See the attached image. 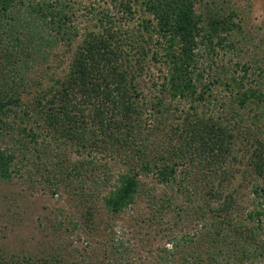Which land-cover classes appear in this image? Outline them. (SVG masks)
I'll return each mask as SVG.
<instances>
[{"label": "rangeland", "instance_id": "1", "mask_svg": "<svg viewBox=\"0 0 264 264\" xmlns=\"http://www.w3.org/2000/svg\"><path fill=\"white\" fill-rule=\"evenodd\" d=\"M195 2L196 12L201 15L208 33L213 35L214 43L211 46L201 44L204 36H198L196 41L199 45L193 53L196 58L198 56L200 68L206 70L204 79L219 77L223 81L207 99L210 104L220 102L221 106L215 108L212 104L197 115L199 119H206L212 109L217 119L229 123L228 120L235 115L232 99L236 94H231L232 87L225 85L226 80L242 76V65L246 64L250 69L245 80L264 83V0ZM140 3L134 6L132 14L122 11L119 3L111 4L109 0H71L68 6L75 10L76 25L81 31L99 23L103 13H109L104 23L117 30L122 38L120 46L130 50L129 56L123 57L127 84L136 86V91L141 92L144 99L148 117L143 126L150 132L142 133L152 134L148 143L150 157L158 161V155L162 154L168 159L180 160L177 155L194 150H190L185 133L179 136L167 123V118L172 115V120L181 125L190 102L171 100L162 93L166 68L161 64V56L157 57L159 60L150 58L158 46L146 44L147 52L143 56L132 51L134 43L130 45L125 41L128 35L139 36L144 31L142 21L149 15H145ZM215 19L219 22L216 28L212 25ZM56 49L61 55L66 53L63 45ZM57 63L58 60L50 59L33 69H25L23 76L19 74L21 78L18 75L22 83L18 86L24 100L22 108H28L22 125L27 130L36 128L41 109L22 92L25 87L26 90L28 87L35 90L34 85L28 84L36 79L47 85L54 84L52 79L63 75L61 70L65 66L59 69L47 67L50 64L55 67ZM55 70L59 71L55 74ZM6 88L10 87L6 85ZM156 106L162 111L157 112ZM253 114V111L248 112L247 119L242 121L246 122L245 126L232 128L239 132H234L235 146L231 147L229 166L222 162L221 154L212 153L217 155L213 159L214 169L201 167L190 172L187 178L189 181L192 178L194 183L189 187V182H185L189 188L186 194L157 183L152 172L141 171L133 154L123 151L120 146L115 150V146L109 149L103 143L95 144L93 141L70 143L55 132L46 138L47 130H43L44 136L39 137L41 142L57 153L56 160L59 157L66 162L63 168H59L50 155H39L38 161L33 157L34 151H28L29 159L24 158L21 148H24L25 141L29 146L32 144L29 143L30 137L5 134L2 147L7 146L15 153L14 168L17 171L0 182V263L18 264L29 258L34 264H45L41 258L52 256L56 264H170L174 254L179 258H191L193 252L200 249L204 264H226L221 262L218 253L222 247L233 255L234 250L244 252L246 255L241 254L239 264H264V226H256L247 215L255 202L260 201L264 206V197L253 193L255 177L251 162L252 155L258 157L260 154L257 145L264 142V116L255 117L253 121ZM202 120L195 123L197 128ZM196 151L199 153V149ZM41 152L44 153L43 150ZM83 161L85 168L79 172L75 166ZM53 165L57 169H52ZM224 167L227 170L223 176ZM132 168L142 172L138 192L141 202L135 207L131 205L122 215L111 216L104 208L101 196L113 187L119 172ZM181 168L182 176H185V168ZM52 177L59 181L58 184L52 182ZM259 184L264 185V180L261 179ZM211 191L216 195H211ZM85 197L91 200H85ZM90 206L95 218L86 212ZM152 207L155 212L170 214L159 220L156 215H151L154 213ZM261 220L264 222V214ZM212 242L217 247H212ZM244 246L246 249H241Z\"/></svg>", "mask_w": 264, "mask_h": 264}, {"label": "trees", "instance_id": "2", "mask_svg": "<svg viewBox=\"0 0 264 264\" xmlns=\"http://www.w3.org/2000/svg\"><path fill=\"white\" fill-rule=\"evenodd\" d=\"M109 1L111 4L119 3V8L129 14L135 12L134 6L137 3H142L145 15H149L142 21L144 31L139 36L128 35L125 41L130 42V45L134 43L132 51L140 52L143 56L147 52L146 44L158 46L157 49L154 48L150 58L159 60L157 57L161 56V64L166 68L162 93L171 100L182 99L190 102L189 111L182 118L181 125L172 120V115L169 116L171 119L167 118V123L174 127L179 136L185 133L190 150L199 149V153L183 152L182 156H176L180 157V160L172 157L168 159L162 154L158 155V161H153L150 157L148 143L152 134L142 133L150 132L145 131L146 127L143 126L148 117L145 114L144 99L142 93L136 91V86L127 84V67L125 68L123 57L129 56L130 50L120 46L122 38L117 30L104 23V18L109 17V13H103L99 23L81 31L76 25L75 10L68 6L71 0H0V182L12 177L16 170L15 153L7 146L2 147L5 134L13 133L12 136L17 134L20 138H31L29 143L32 144L29 146L25 141L24 148H21L24 158L29 159L28 151H34L33 157L38 161L39 155H50L49 157L56 161L54 165L63 168L66 164L64 159L57 157L56 160L57 153L50 151L46 143L39 139L44 136L43 130H47L46 138L51 132H55L59 138L64 137L70 143L85 144L87 141H93L95 144L103 143L109 149L115 146V150L120 146L123 151L133 154L141 171L152 172L157 183L186 194L189 188L185 182H189V187L194 183L192 178L190 181L187 178L190 172L200 170L201 167L214 169L213 159L217 155L212 153L221 154L222 162L228 163L232 154L231 147L235 146L234 132H239L233 131L232 128L241 127L242 124L245 126L246 122L242 121L247 119L250 111L254 112L253 121L256 120L255 117L264 116V83L261 80L257 83L245 80L250 68L244 64L242 76H234L226 82L224 78L225 85L232 87L231 94H236L232 99L235 115L228 120L230 124L217 119L212 109L208 118L199 119L197 113L212 106L213 103L210 104L207 99L211 91L223 81L219 77L204 79L206 70L200 68L198 56L196 58L193 53L199 45L196 41L198 36H204L201 44L207 43L211 46L214 43L213 35L208 33L201 15L196 12L195 0ZM218 24L216 19L212 23L214 28ZM203 32L205 34H202ZM218 43L221 44V39ZM60 45L66 49L64 55L56 49ZM50 59L58 60V63L55 67L50 64L47 69L65 66V69L61 70L64 74L55 76L54 80L52 79L54 84L47 85L36 79L28 84L34 85L35 90H32V87H28V90L24 88L22 94L27 95V99L32 100L33 104L41 109V115L36 119V128L27 130L22 127L28 108H22L21 102L24 100L18 89L22 84L19 78L23 76L25 69H33L39 63ZM57 71L53 73L56 74ZM6 85L10 88H6ZM161 102L162 100L159 103ZM214 103L215 108L221 106L220 102ZM156 108L157 112L162 111L161 108ZM198 120H202L199 128L195 126ZM15 128L17 129L14 130ZM43 141L46 142L44 139ZM258 146L260 154L258 157H251L255 177L253 193L257 197H264V185L259 184L261 179L264 180V142H260ZM202 150L203 153H200ZM54 165L52 169H57ZM85 165L84 161L77 163L76 170L81 172ZM181 167L185 168V176H182ZM226 170L224 167L223 176ZM141 173L136 168L119 172L113 187L101 196L103 206L111 216L122 215L131 205L135 207L141 202L138 195ZM53 179L55 178H51L52 182H59ZM211 195L216 193L211 191ZM85 200L89 201L91 198L85 197ZM151 204L153 205V198ZM262 205L260 201L255 202L253 209L247 214L259 227L264 226L261 220L264 214ZM151 210L154 212L151 215H156L159 220H164L170 214L155 212L153 207ZM86 212L95 218L92 206ZM212 247H217L214 242ZM241 249L245 250L246 246ZM196 250L191 258H179L174 254L170 264H204L200 258V249ZM218 253L221 255V262L226 264H233L231 261L239 264V257L245 254L234 250L233 255L222 247L221 253L219 250ZM165 260L163 261L167 262ZM41 261L45 264H56L52 256L41 258ZM18 264L34 263L26 258Z\"/></svg>", "mask_w": 264, "mask_h": 264}]
</instances>
